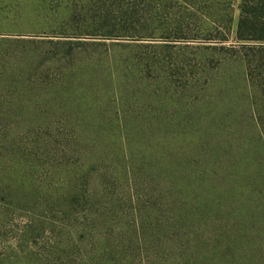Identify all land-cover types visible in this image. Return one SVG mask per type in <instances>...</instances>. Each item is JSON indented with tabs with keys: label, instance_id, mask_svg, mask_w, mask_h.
<instances>
[{
	"label": "rangeland",
	"instance_id": "obj_1",
	"mask_svg": "<svg viewBox=\"0 0 264 264\" xmlns=\"http://www.w3.org/2000/svg\"><path fill=\"white\" fill-rule=\"evenodd\" d=\"M241 4L0 0V264H264Z\"/></svg>",
	"mask_w": 264,
	"mask_h": 264
},
{
	"label": "trees",
	"instance_id": "obj_2",
	"mask_svg": "<svg viewBox=\"0 0 264 264\" xmlns=\"http://www.w3.org/2000/svg\"><path fill=\"white\" fill-rule=\"evenodd\" d=\"M237 39L264 42V0H242Z\"/></svg>",
	"mask_w": 264,
	"mask_h": 264
}]
</instances>
